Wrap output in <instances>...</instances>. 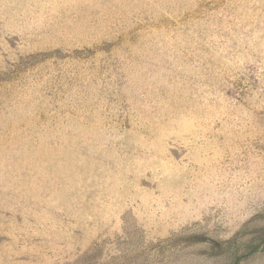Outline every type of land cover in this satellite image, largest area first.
Returning <instances> with one entry per match:
<instances>
[{
  "label": "rangeland",
  "instance_id": "1",
  "mask_svg": "<svg viewBox=\"0 0 264 264\" xmlns=\"http://www.w3.org/2000/svg\"><path fill=\"white\" fill-rule=\"evenodd\" d=\"M0 264H264V0H0Z\"/></svg>",
  "mask_w": 264,
  "mask_h": 264
}]
</instances>
